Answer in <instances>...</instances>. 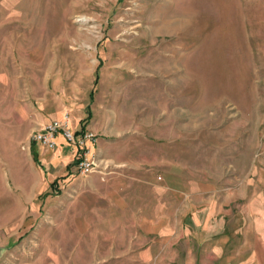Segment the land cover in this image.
I'll use <instances>...</instances> for the list:
<instances>
[{"label": "rangeland", "instance_id": "obj_1", "mask_svg": "<svg viewBox=\"0 0 264 264\" xmlns=\"http://www.w3.org/2000/svg\"><path fill=\"white\" fill-rule=\"evenodd\" d=\"M91 88L159 128L178 186L233 189L264 222V0H0V264H154L101 223L132 215L105 214L93 173L34 161L33 130Z\"/></svg>", "mask_w": 264, "mask_h": 264}, {"label": "crops", "instance_id": "obj_2", "mask_svg": "<svg viewBox=\"0 0 264 264\" xmlns=\"http://www.w3.org/2000/svg\"><path fill=\"white\" fill-rule=\"evenodd\" d=\"M93 94L91 88L76 103L69 126L76 134L90 130L96 135L89 156L101 172L112 170L102 178L97 172L91 174V193L104 201L106 215L112 209L132 215L130 222L100 221L107 229L135 230L131 239L137 247V262L264 264V222H243L251 212L248 203L241 207L238 192L193 176L178 186L176 158L161 155L159 128L151 124L146 132L135 113L130 115ZM56 141L53 150L32 142L36 163L74 164L75 147L61 135ZM156 168L161 172L158 176ZM146 191L152 193L151 201L146 200Z\"/></svg>", "mask_w": 264, "mask_h": 264}, {"label": "built area", "instance_id": "obj_3", "mask_svg": "<svg viewBox=\"0 0 264 264\" xmlns=\"http://www.w3.org/2000/svg\"><path fill=\"white\" fill-rule=\"evenodd\" d=\"M69 120L66 112L62 118L47 122L33 130L30 134V141L39 144L44 149L53 150L57 147V136L61 135L68 144L75 147L74 167L78 173L86 175L101 172L96 160L89 156L90 144L96 141V135L90 130L76 134L69 126Z\"/></svg>", "mask_w": 264, "mask_h": 264}, {"label": "trees", "instance_id": "obj_4", "mask_svg": "<svg viewBox=\"0 0 264 264\" xmlns=\"http://www.w3.org/2000/svg\"><path fill=\"white\" fill-rule=\"evenodd\" d=\"M96 79H97V75H95V82H96ZM90 95H92V93H90ZM34 160H35L36 162H38L36 158H34ZM51 186H52V183L50 184V187H51ZM46 193H48V192H46Z\"/></svg>", "mask_w": 264, "mask_h": 264}]
</instances>
